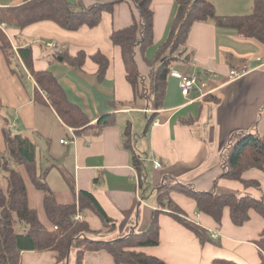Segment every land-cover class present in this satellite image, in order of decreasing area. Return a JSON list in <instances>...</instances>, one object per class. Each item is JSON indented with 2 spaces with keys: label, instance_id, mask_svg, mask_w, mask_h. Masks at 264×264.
<instances>
[{
  "label": "crops",
  "instance_id": "0c3cea01",
  "mask_svg": "<svg viewBox=\"0 0 264 264\" xmlns=\"http://www.w3.org/2000/svg\"><path fill=\"white\" fill-rule=\"evenodd\" d=\"M24 1L0 0V8L20 6ZM208 1L221 17L247 16L253 11L254 0ZM67 2L74 10H80L91 7L96 0ZM152 9L155 46L148 52L149 59L167 38L176 6L174 0H154ZM135 14L134 5L124 1L115 5L113 13H104L100 25L93 29L83 27L68 31L49 21L25 29L6 23L0 25L12 46V64L9 65L0 39V153L6 154L4 130L31 137L38 146V161L45 179L55 195L57 191L67 193L71 190L67 177L74 182L76 192L84 190L94 195L115 221V231L120 235L146 231L154 211L159 209L155 204L145 203L143 185L146 181L138 186L132 152L124 147L123 135L128 123L135 132L140 128L138 120L142 115V128L147 125L148 101L135 98L126 78L121 49L110 39L114 31L130 26ZM51 42L60 46L59 52L47 46ZM188 48L194 52L192 61L178 63L173 71L186 76L198 75L200 88L185 97L180 80L170 76L164 109L158 112L156 119L159 125L150 128L148 137L147 133L142 134V144L137 140L135 146L150 148L151 175L157 186L165 176H171L198 191L216 189L222 194L262 198L264 172L260 170L244 174L245 180L259 181L260 189H246L238 181L218 178L222 173V152L235 132L257 130L264 135V45L243 38L236 31L219 29L213 23H197L190 33ZM81 50L88 55L102 52L109 57L111 65L103 82L98 81V66L89 57L82 69L71 68L57 60L61 52L75 55ZM138 59L146 72L141 56ZM30 66L36 71L52 73L69 100L77 104L92 123L104 115L116 113V125L105 128L100 134L93 130L76 134L54 109L36 102L37 86ZM243 66L248 68V73L232 79L231 72ZM207 95L218 102H205ZM198 116V122L191 126L181 124V120ZM132 145L134 149L133 136ZM155 160L161 162V168L154 167ZM22 167L18 166V170L27 186L30 207L35 208L40 200L39 193ZM56 173L59 189L51 185L52 175ZM170 197L191 221L210 232L216 244L201 245L194 233L164 211L160 215L161 244L141 251L168 264H214L217 259L238 264L264 263L254 243L264 228L258 217L238 227L232 223L226 209L222 225H218L210 216L198 212L194 200L179 193ZM84 216L87 220L85 213ZM34 254L25 252L22 261L26 255ZM85 264L115 262L109 253L100 251L87 253Z\"/></svg>",
  "mask_w": 264,
  "mask_h": 264
},
{
  "label": "trees",
  "instance_id": "16d2710c",
  "mask_svg": "<svg viewBox=\"0 0 264 264\" xmlns=\"http://www.w3.org/2000/svg\"><path fill=\"white\" fill-rule=\"evenodd\" d=\"M129 1L136 8L130 26L114 31L111 42L119 47L126 68V78L134 91L136 99L148 101L153 110L148 114L146 133L157 119L158 112L164 109L167 96L168 80L178 63L192 61L194 52L189 51L188 39L192 28L197 23H213L219 29L233 30L243 38L253 39L264 45V0H254L253 11L247 16L221 17L208 0H174L176 12L169 33L158 46L152 59L149 50L155 46V13L152 9L154 0H96L88 8L74 10L67 0H25L20 6L0 8V25L6 23L18 29H25L41 22H53L64 30L77 31L83 27L90 29L100 25L104 13H113L115 5ZM2 50L9 65L12 64V46L0 29ZM180 49L183 51L177 56ZM141 56L146 72L139 63ZM91 58L98 66L96 77L99 82L106 79L111 61L102 52L88 55L81 50L75 55L61 52L57 60L71 68L82 69L86 60ZM30 73L36 83V102L50 106L62 122L76 134L89 130L100 134L105 128L116 125V113H110L92 123L83 110L71 102L57 78L48 71H36L30 66ZM205 102H218L207 95ZM200 107V113H201ZM200 116L181 120L189 125L198 122ZM124 147L132 152L134 166L139 173L145 174L144 162L134 152L132 128L128 123L124 131ZM6 154L0 153V264H22L25 252L55 254L56 264L71 262L85 264L89 252L106 251L115 264H168L165 260L149 255L140 249L157 247L161 244L160 215L166 211L176 222L190 230L201 245L215 243L210 232L191 221L184 210L171 199V192L177 190L197 203L198 212L213 218L222 225L224 211L230 212L235 226L241 227L253 219V215L264 222V196L255 198L250 195L222 194L216 189L198 191L191 185L182 184L171 176H165L157 187L158 208L153 213L149 228L143 232L121 235L109 241L97 240L95 235L104 231L114 232L115 221L106 213L98 200L89 191L76 192L74 182L65 177L74 200L60 203L46 181L38 161V146L29 136L4 130ZM222 173L220 179L238 181L246 189H260L257 180H245L244 174L250 170L264 172V135L257 130L235 132L228 146L221 155ZM18 166H23L26 173L40 194L41 206L49 226L40 221L38 210L32 209L26 183ZM218 180V181H219ZM3 183V184H2ZM217 183V182H216ZM89 211L101 222V229H94L90 222L75 220L77 212ZM24 223L27 228L16 232V225ZM264 257V228L254 241ZM214 264H238L234 261L217 259ZM264 264V263H261Z\"/></svg>",
  "mask_w": 264,
  "mask_h": 264
},
{
  "label": "rangeland",
  "instance_id": "374dc122",
  "mask_svg": "<svg viewBox=\"0 0 264 264\" xmlns=\"http://www.w3.org/2000/svg\"><path fill=\"white\" fill-rule=\"evenodd\" d=\"M182 51L183 50L180 49L177 54L179 55ZM138 99L142 100L141 98H138ZM143 118H144V115H143ZM127 119H128V117H127ZM138 121L139 122L141 121V123L139 124L140 128L137 129L135 132L132 131V136H133L134 151H135V153L138 156L141 157L142 161L144 162V166H145V168L147 170V171H144V173H145L144 175L146 177V182L143 185V186H145V188H144V193H145L144 194V198H145V200L144 201H145V203L148 202V203L155 204L156 206H158V203H157L158 194H157V190H156L157 187H158L157 186L158 184L154 183L153 177L151 175V169H152L151 168V166H152V163H151L152 157L151 156L152 155L150 154V148L148 150V148H146V146L142 147L143 149L139 148L137 145L135 146V143L137 142V140H139V143L142 144V136H143L142 134L146 133V126H147V125H145L144 128H142V124L144 123V122L142 123V115H141V118L139 116V120ZM137 128H138V124H137ZM148 135H149V133L146 134L147 137H148ZM3 174H4L3 171H0V181L3 180ZM51 179H52L51 185L54 188L59 189L60 188V185H59L60 182L58 180V174L57 173L55 175L53 174ZM34 190H35V188H34ZM178 193L188 197L184 193H182L180 191H177V190L171 192V195L172 194H178ZM56 196H57V199H58V201L60 203H68V202L70 203L74 199V195H73V192L71 190H68L67 193H64L62 191H57ZM188 198H190V197H188ZM39 199H40V194H39ZM190 199H192V198H190ZM192 200H194V199H192ZM37 205L38 206H36L35 208H32V209L38 210L40 221L43 224L49 226V223L47 221L46 215H45V213L43 211V208L41 206V200H39V203ZM85 215L87 217V220L90 222V224L92 225V227L94 229L97 230V229H101L102 228L101 222L92 213H90L89 211H86ZM253 216L254 217H258L256 215H253ZM262 227H264V223L263 222H262ZM26 228H27V226L24 223H18L16 225L15 229H16V232L21 233ZM95 236H96L97 240L109 241L111 239L120 237L121 235H120L119 231H118V233L116 231L115 232L104 231V232H102V233H100L98 235H95ZM34 263L35 264H56L55 263V254L52 253V252H47V253H43V254L42 253H35L34 255H26L25 258L22 261V264H34ZM68 264H74V254L73 253H72V256H71V262L68 263Z\"/></svg>",
  "mask_w": 264,
  "mask_h": 264
},
{
  "label": "built area",
  "instance_id": "2783aa9c",
  "mask_svg": "<svg viewBox=\"0 0 264 264\" xmlns=\"http://www.w3.org/2000/svg\"><path fill=\"white\" fill-rule=\"evenodd\" d=\"M47 46L52 48L55 52L60 51V46L56 42H51ZM176 55H178V54H176ZM247 73H248V68L246 66H243L240 69L232 71L231 77H232V79H237V78L244 76ZM171 77L177 78L180 80V83H181L180 86H181L182 94L185 97H188L190 95V93L193 90H195L196 88H200V78L198 75L186 76L180 72L173 71L171 73ZM202 87H204V85ZM145 112L151 113V112H153V110L150 108H147L145 110ZM153 125L158 126L159 121L156 120ZM62 143L64 144L65 141H62ZM153 164H154V167L157 169L162 167L161 162H159L157 160L153 161ZM136 180H137L138 186H141V184L146 181V177L144 174L138 172V174L136 175ZM75 220L79 221V222L85 221L84 214L81 213L80 211H78L76 216H75ZM214 237H217V236H214Z\"/></svg>",
  "mask_w": 264,
  "mask_h": 264
},
{
  "label": "water",
  "instance_id": "95a60500",
  "mask_svg": "<svg viewBox=\"0 0 264 264\" xmlns=\"http://www.w3.org/2000/svg\"><path fill=\"white\" fill-rule=\"evenodd\" d=\"M69 263V257H68V262H67V264Z\"/></svg>",
  "mask_w": 264,
  "mask_h": 264
}]
</instances>
